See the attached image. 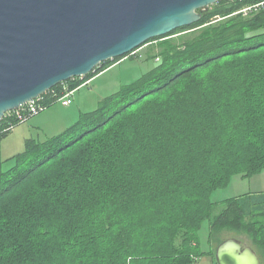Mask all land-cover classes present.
<instances>
[{
	"label": "trees",
	"instance_id": "trees-1",
	"mask_svg": "<svg viewBox=\"0 0 264 264\" xmlns=\"http://www.w3.org/2000/svg\"><path fill=\"white\" fill-rule=\"evenodd\" d=\"M263 1L219 0L200 21L147 41L160 42L146 51L151 69L5 160L1 141L11 131L3 118L0 264L216 260L199 242L206 219L211 236L237 229L264 253V193L226 199L218 213L212 200L234 175L264 169V5L241 11ZM137 58L103 62L45 96L52 103L53 91L76 90Z\"/></svg>",
	"mask_w": 264,
	"mask_h": 264
},
{
	"label": "water",
	"instance_id": "water-1",
	"mask_svg": "<svg viewBox=\"0 0 264 264\" xmlns=\"http://www.w3.org/2000/svg\"><path fill=\"white\" fill-rule=\"evenodd\" d=\"M219 0H0V123L5 114L147 41L192 25ZM218 264H262L235 237Z\"/></svg>",
	"mask_w": 264,
	"mask_h": 264
},
{
	"label": "rangeland",
	"instance_id": "rangeland-1",
	"mask_svg": "<svg viewBox=\"0 0 264 264\" xmlns=\"http://www.w3.org/2000/svg\"><path fill=\"white\" fill-rule=\"evenodd\" d=\"M211 6L212 5L207 7L206 10H210ZM259 32H264V28L259 30ZM183 34L189 35L190 32L182 33V35ZM158 43L160 42L155 41L152 44H146L136 51V54H138L140 58L127 59L124 61L121 60V63H117L116 66L107 69L93 80L86 82L74 90L73 94L70 96L71 101L69 109H71L74 113L76 110L78 117L75 118V121L79 118L81 114L80 112H88L96 109L103 98L117 91L122 85L134 81L144 72L151 69L156 64V61L152 59H145L146 51L150 46L157 45ZM65 107L66 106H63L61 101L57 100L52 105L48 106L44 111L15 126V128L1 141L2 159L5 160L22 151L25 146L26 138L28 137L43 140L49 136L61 133L64 130L63 125L62 128L61 126L60 128L59 126L58 128L55 126H47L43 128L39 118L49 115V120L51 118L55 119L56 115H61ZM9 164V162L6 163L5 167H7ZM262 191H264V169L261 172L249 177L234 175L227 186L221 187L213 192L212 200L217 203L214 213H218L223 207H225L226 199L245 193ZM231 237L238 238L243 242L244 245H249L255 248L262 259V264H264L263 250L254 243L253 238L249 233L237 229L226 228L214 233V235L211 236L210 221L208 219L203 222L199 230V242L203 251H208L211 247H213L216 251L217 246L223 240ZM196 242L197 241L194 243ZM194 264L217 263L214 259V256L205 254L200 256Z\"/></svg>",
	"mask_w": 264,
	"mask_h": 264
},
{
	"label": "built area",
	"instance_id": "built-area-1",
	"mask_svg": "<svg viewBox=\"0 0 264 264\" xmlns=\"http://www.w3.org/2000/svg\"><path fill=\"white\" fill-rule=\"evenodd\" d=\"M260 5H264V1L258 4H255L253 6H247L243 8L241 11L246 13L252 8H256ZM137 50L133 51L132 53H136ZM73 91L74 90H68L67 86H64L63 93L61 95H59V93H57L56 91H53L52 94L53 96L57 97L55 101L57 100L61 101L63 106H68L70 105V101H71L70 96L73 94ZM45 93L36 97L35 99L27 101L26 103L21 105L18 109L7 112L4 118H7L10 122H9V126L5 130L12 131L16 126V123H13V121L10 120V117L17 118L18 123L21 124L25 122L26 120H28L30 117L44 111L48 106L52 105L55 101L51 103L50 100L46 98Z\"/></svg>",
	"mask_w": 264,
	"mask_h": 264
},
{
	"label": "crops",
	"instance_id": "crops-1",
	"mask_svg": "<svg viewBox=\"0 0 264 264\" xmlns=\"http://www.w3.org/2000/svg\"><path fill=\"white\" fill-rule=\"evenodd\" d=\"M116 65H117V63L112 65L111 67L116 66ZM111 67H109V68H111ZM109 68H107V69H109ZM107 69H105L104 71H106ZM104 71H102L101 73L95 75L93 78L90 79V81L93 80L95 77L99 76L100 74H102ZM69 106L70 105H68V106H66L64 108V111L61 113V115L59 114L60 116L56 115L55 119L51 118L49 120V115H47L46 117L42 116L41 118H39L42 127L44 128V127H47V126H55V127L58 128V126H59V128H60V126H61V128H62V125H63L64 126L63 128L65 130L67 128V126L69 127L70 125L75 123L77 121V120L75 121V118L78 117V114H77L76 110H75V113H74L71 109H69ZM53 110H52V112H53ZM34 122H36V121H34ZM36 123H39V122H36ZM28 127H30V126H28ZM253 193L261 194V193H264V191H262V192H253Z\"/></svg>",
	"mask_w": 264,
	"mask_h": 264
}]
</instances>
